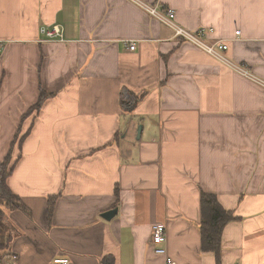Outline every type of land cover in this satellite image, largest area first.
<instances>
[{"label":"crops","instance_id":"crops-1","mask_svg":"<svg viewBox=\"0 0 264 264\" xmlns=\"http://www.w3.org/2000/svg\"><path fill=\"white\" fill-rule=\"evenodd\" d=\"M154 5L264 80V0H0V164L40 87L56 93L23 125L8 182L27 212L5 211L0 264H264V86ZM54 24L64 40L41 34ZM202 191L232 216L220 262L202 249Z\"/></svg>","mask_w":264,"mask_h":264},{"label":"trees","instance_id":"trees-1","mask_svg":"<svg viewBox=\"0 0 264 264\" xmlns=\"http://www.w3.org/2000/svg\"><path fill=\"white\" fill-rule=\"evenodd\" d=\"M130 43L131 42L126 43V46L129 49ZM54 95H56L55 92L50 93L40 87V96L38 102L28 108L27 112L23 114L21 124L13 138L11 149L0 164V224L2 223L3 217L6 214V210H24L27 212L23 199L11 189L8 181L13 174L19 159L23 155V144L32 130V125H30L27 130L23 131L24 122L31 115L35 113L38 114L45 101ZM53 201L54 197H49L48 204L51 205L49 208V218L52 214ZM201 204L202 215L200 231L202 249L203 251L213 253L216 257V260H219L220 262L222 252V235L224 230L223 228L227 222L231 221L232 216L231 214L229 216L228 213L225 212L226 209H224V207L221 205L218 197L215 194L202 191ZM7 245V242L0 238V250L4 249Z\"/></svg>","mask_w":264,"mask_h":264},{"label":"built area","instance_id":"built-area-1","mask_svg":"<svg viewBox=\"0 0 264 264\" xmlns=\"http://www.w3.org/2000/svg\"><path fill=\"white\" fill-rule=\"evenodd\" d=\"M149 10L151 14L156 16L159 20H161V22L175 28L176 36H178L179 38L181 39L183 38L184 40L189 41L191 44L201 48L210 55L218 57V59L220 58L219 60L228 64L237 72L257 80L259 84L264 86V80H261L253 76L245 65L240 64L239 66H234V65L232 66V64L227 60V57L224 55L223 52L226 51L228 48V44L225 43V41L218 40L212 43H206L203 39L204 32L202 30L198 32H190L182 28L181 26H178L174 21L176 17V12L174 9L170 7L154 5L151 8H149ZM40 31L43 35L46 36L48 40H64L63 28L60 25L54 24L50 26H41ZM237 32L239 33L240 31ZM135 48H136V43L131 42L130 49L134 50ZM152 231H153V242L159 245L156 248V252L165 254L167 250L165 247H162L161 244L167 241L166 226L163 223H154L152 226ZM52 264H70V259L68 257H57L53 260ZM166 264H176V262L170 259Z\"/></svg>","mask_w":264,"mask_h":264},{"label":"water","instance_id":"water-1","mask_svg":"<svg viewBox=\"0 0 264 264\" xmlns=\"http://www.w3.org/2000/svg\"><path fill=\"white\" fill-rule=\"evenodd\" d=\"M117 212H118V209L115 208V209L109 210L107 212H104L102 216L105 217V218H107V219H110Z\"/></svg>","mask_w":264,"mask_h":264},{"label":"rangeland","instance_id":"rangeland-1","mask_svg":"<svg viewBox=\"0 0 264 264\" xmlns=\"http://www.w3.org/2000/svg\"><path fill=\"white\" fill-rule=\"evenodd\" d=\"M43 26V25H42ZM45 26H47V25H45ZM42 34V33H41ZM45 36V35H44ZM46 37V36H45ZM2 254H1V251H0V256H1Z\"/></svg>","mask_w":264,"mask_h":264}]
</instances>
